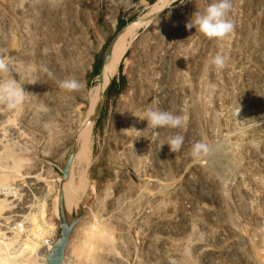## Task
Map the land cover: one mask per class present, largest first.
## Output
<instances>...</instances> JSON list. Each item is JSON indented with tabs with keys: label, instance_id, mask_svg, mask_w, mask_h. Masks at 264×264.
I'll return each instance as SVG.
<instances>
[{
	"label": "rangeland",
	"instance_id": "obj_1",
	"mask_svg": "<svg viewBox=\"0 0 264 264\" xmlns=\"http://www.w3.org/2000/svg\"><path fill=\"white\" fill-rule=\"evenodd\" d=\"M210 2L211 0H0V61L5 62L10 69L8 73H0V84L12 81V78H14L13 80L16 84H21L22 90L25 89L24 101L28 96L29 100H31L26 105L23 101V105L20 104L17 108L10 109H8L5 102L0 101V112L6 110L4 111L5 113L3 111L0 113V129L1 132L2 129L4 130L2 133H6L5 135L2 134L4 135L2 137L0 132V140L2 141L0 150L2 149L1 151H3V154L0 155V162L1 166H6L14 154H18L23 149L24 151L28 149L25 155L22 151L23 157H30L28 161L30 160V167L33 171L31 175H34V180H37L31 183L9 181V184L7 183L6 186L3 185L0 188H3L0 190V200L8 201V206L0 210V241L4 243L14 242L11 243L13 245L9 247V252L13 253L18 250L16 239L32 237L28 231L33 228V224L43 226V230L54 228L55 238H57L60 223L58 211L61 209L65 211L64 215L68 224L75 221L72 229L78 224L81 227L82 224V227L78 228V230H81L83 237H85L86 233L88 236V233L92 232L89 235L93 238L91 229L96 226L97 230L94 233L98 230L99 233L96 232L94 236L97 238L92 239V242L98 243V247L107 243L105 246L111 247L107 248L110 251L112 250L111 252L115 251L116 255L118 253L117 258L123 259L122 261H125L126 264H150L152 261L154 262L153 259H155L153 264H158L164 251L167 252V248L165 249L166 246H164L163 249L158 241L155 242L157 236L158 238L160 235L161 238L168 237L170 240L177 239L179 236L181 239V236L185 235L180 232L187 224L185 222L186 218L190 219L191 224L202 235V237L200 235L201 239L206 237L207 240L205 238V241H208L211 246H216L215 248L218 251H216V254L218 256H213L214 259L211 258V262L214 260L215 264H257L250 257L251 254L248 249L251 245H254L256 247L260 246L264 250V240L259 242V239L257 240L254 236V228L257 230L264 228V0H230L231 8L228 19L233 24V30L219 41L209 40L200 35L195 29L185 28V24L191 14L194 11L203 10ZM114 9L116 12H114ZM113 13L115 23L114 27L109 29L106 18ZM33 18L35 20H32ZM120 21L124 23V26L119 32H116L117 24ZM38 22H41V24ZM22 29L25 31L23 32ZM28 35L30 38H28ZM114 38V42L119 45V48H111L110 58L104 63L105 56L108 54ZM65 42L71 48L74 46L72 50L74 49L73 52L77 53L83 66L87 63V56L90 58L89 66H84L81 72H76L77 81L79 83L80 81L83 82L82 87L71 93L65 92L58 87V81L69 79L70 77L73 78L70 72H68L69 75L66 74L67 71L76 69L69 62L65 50ZM60 46L64 48L63 51ZM180 49H184L183 53ZM59 50L61 51L59 52ZM49 53L50 57H48ZM217 53L227 58L223 70H215L209 63L210 59ZM43 55L49 59H46ZM65 55L67 58H65ZM50 60L51 62H49ZM22 65L23 67H21ZM45 69H47V72ZM50 72L51 75H49ZM24 73L26 74L24 75ZM78 75H80V79ZM49 76L52 78L51 84L48 82ZM120 77L123 78L122 87L116 94H113L114 89H112L107 95L106 89L109 83L114 80L116 84H119ZM44 84L47 86L46 88ZM54 85L57 89H53V87L55 88ZM44 88L48 89L50 93L52 91L55 95L60 94L62 98L66 95L64 98L67 105L64 110V113L67 114L66 125L68 130L74 133V138L73 143L65 153H62L63 149L60 150L54 147V144H49L48 147H45L50 150L49 154L44 148L43 143L46 133L41 129L43 125L41 124L40 113L37 114V111L40 112L41 108L36 109L38 108L37 106H44L38 98L39 90ZM32 90L38 93L31 92ZM34 93H36L35 97L37 95L38 99L33 98L32 95ZM68 93L70 94L68 95ZM180 101H183L184 104L180 105ZM69 103L76 108H72ZM32 105L36 108L35 111L31 109L33 111V119H31V125L29 126L26 124V120L25 124L23 123L25 119L23 115L25 107ZM184 105L185 107H182ZM33 106L29 108H34ZM149 108L170 111L182 116L183 126L175 129H151L146 127V122L139 118ZM212 112L215 117L211 114ZM14 113L18 114L15 118L13 117ZM217 113L219 117L216 116ZM3 114L6 115L3 116ZM34 114L38 116L35 115L34 117ZM7 116H10V118H7ZM12 117L14 120H11V122L15 123L13 125L10 122ZM211 117L215 121H212ZM209 120L213 122V126ZM218 123L220 125H217ZM84 125H86V130H84ZM130 126L135 130L131 129ZM19 127L22 129L21 131ZM212 127L213 129L210 130L209 128ZM12 128H14V134H12ZM215 128L220 130V132ZM247 130L251 131L247 133ZM211 131L218 134L215 136L218 143L217 140L215 141L216 138L214 139ZM238 132L240 134L244 133L245 137L244 135L239 136ZM35 134L38 136L36 137ZM230 134H236L234 136H239L240 139L243 137V140L240 141L238 137L236 138ZM52 135L50 131L49 136ZM173 135H181L184 138L180 150L174 153L175 159L174 156H171L173 154L168 150L167 145L160 146L162 143H166L168 137ZM226 136L231 144L227 140V143H225ZM222 137L225 144L221 141ZM32 138L36 141L39 138L40 140L36 142ZM213 139L215 142H213ZM238 140L242 145L239 144ZM7 141H10L13 145H10ZM17 141L18 143H16ZM220 141L222 143V145L220 144L221 147L219 146ZM235 141L238 142L236 143ZM196 142L207 143L210 148L209 153L200 159H193L190 155L191 146ZM249 143L254 144V146ZM20 144L21 146L23 145L22 149ZM28 145L29 147H27ZM51 145L53 149L50 147ZM127 145H131V149L127 148L130 147ZM228 145H231L230 149H227ZM232 145L235 147H233L235 153L231 151ZM225 149L230 150L234 157ZM125 150H127V153ZM4 151H6L5 153L10 151L9 155L11 156L6 155ZM133 151L134 153L132 154ZM40 152L44 155H41ZM4 154L5 157H3ZM132 155L133 157L130 158ZM226 155L229 160L223 158ZM70 156L68 176L66 180L62 181V172ZM3 158H7V162L5 161L6 159L2 161ZM130 159L131 161H129ZM237 162L240 164L238 165ZM226 164H228L227 167ZM229 165H233L232 168L228 169L231 167ZM223 166L226 168L223 169ZM217 167H221L220 169L224 171V177L229 173L226 179L223 177L222 171ZM187 168H192V170L189 169L190 171H188ZM47 175L51 176L50 179L57 192H52L43 201L41 190L45 183L41 179ZM239 177L240 179L238 180ZM220 178L222 181L218 180ZM229 178L230 180H228ZM240 180L245 181L241 182ZM229 181L233 183L234 188L238 189H233L232 183ZM30 184L36 185L31 186ZM219 184H222L221 187H225V189L222 188L224 194H222V197L219 194ZM236 185L239 186L237 187ZM31 187H33L31 190L35 188L38 191L41 188L39 193H41L42 200H39L41 196L38 191L35 190L36 193L35 191L31 192ZM4 188H7V190L5 191ZM214 190L216 193H214ZM235 191L237 192L235 193ZM13 193L18 195L16 196ZM3 195H6L4 199L2 198L4 197ZM12 195L15 197L13 198ZM43 195H45V192ZM239 195L240 198L238 200ZM37 196L38 200H36ZM113 196H130L131 199L136 200L135 203L137 204L128 208L129 215L125 217L127 221L124 220L120 225L105 214L108 209L110 210L108 207L113 206ZM57 197L56 202L54 200ZM97 199L100 200L98 201ZM217 199L218 201L220 199L224 201L218 202ZM28 201L29 203H27ZM66 203L73 205V211L67 212L65 210ZM222 204H225V207H222ZM237 206L239 207L237 208ZM242 206L243 208H241ZM32 208H34V211H31ZM29 212L34 216H32L34 219L32 223L33 219ZM166 212L173 213L172 217L166 216ZM185 213L189 214V217H186ZM149 214L153 215L154 220L156 219L159 222L155 227L154 234L150 231L149 226L151 225V219L149 218L153 219V216ZM228 214L230 217L232 216L231 220L234 221V225L236 223V229L234 228L236 232H240V230L245 232L240 233L241 237L237 235L240 239L242 238L241 240L235 237L237 234L235 230L232 233L231 230H228L226 226V215ZM179 215L180 217H178ZM237 223L239 226H237ZM158 224L160 228L157 227ZM83 228L88 229L82 231ZM100 231L102 232L100 233ZM219 231L220 233H218ZM262 231L264 232V230ZM117 233H120L119 235L122 234L120 238ZM213 233H215V238H213ZM249 233L254 237L252 238ZM78 234H80V231L74 234L76 239L75 237L72 239L74 244H78L76 246H79V242H81V236H78ZM209 234L213 237L210 236L208 238ZM246 234L249 236H245ZM232 235L234 236L232 237ZM41 238L37 241L41 242ZM43 238L48 241L50 237L45 235ZM232 238L236 239V241H234L235 239L233 240L234 243H232ZM243 239L245 240L243 241ZM94 242L93 245L97 247ZM225 244L231 245V247L232 245L234 247L235 244L236 247L234 248L229 246L234 253L232 251L226 252ZM76 246L74 247V252L76 251ZM237 246L240 248L239 250H242V253L241 251L239 252ZM98 247L97 249L95 248L96 251L90 252L87 256L91 254L94 255L93 257L99 255H95L98 253ZM111 252L110 254H114ZM121 252H124L125 255ZM152 252L159 256H157L158 262L156 261V255H153ZM149 254L153 256L152 259ZM29 256L28 253H22L16 258V261L20 262ZM73 256L75 257V255ZM191 257L193 260L196 259L194 255H191ZM63 258H65V261L70 260L72 264H83L80 258L75 261L73 259L72 262L64 252L62 260ZM196 260L197 263L203 264L199 261V258Z\"/></svg>",
	"mask_w": 264,
	"mask_h": 264
},
{
	"label": "bare ground",
	"instance_id": "obj_2",
	"mask_svg": "<svg viewBox=\"0 0 264 264\" xmlns=\"http://www.w3.org/2000/svg\"><path fill=\"white\" fill-rule=\"evenodd\" d=\"M25 1V0H24ZM30 1V0H29ZM48 1V0H47ZM81 1V0H80ZM21 2V1H20ZM54 2V1H53ZM72 2V1H71ZM19 3V2H18ZM25 3V2H24ZM23 3V4H24ZM63 3H64V1H63ZM60 4V3H59ZM15 6V5H14ZM21 6V5H20ZM23 6V5H22ZM62 6V5H61ZM25 7V6H24ZM17 8H18V6H17ZM21 8V7H20ZM69 8V7H68ZM18 11V10H17ZM22 11V10H21ZM63 11V10H62ZM74 11V10H73ZM86 11V10H85ZM114 12H116L115 11V9H114ZM64 14V13H63ZM61 15V14H60ZM59 15V16H60ZM32 16V15H31ZM108 16V15H107ZM106 16V17H107ZM33 17H34V15H33ZM57 17V16H56ZM32 20H35L34 18L32 19ZM63 20V19H62ZM27 21V20H26ZM42 21V20H41ZM59 21H60V19H59ZM106 21H107V24H108V27H109V29H112L113 27H114V23H115V21H114V13L113 14H111L110 16H108L107 18H106ZM25 22V21H24ZM67 22V21H66ZM68 22H69V20H68ZM27 23V22H26ZM38 23H40L41 24V22H38ZM37 23V24H38ZM43 23V22H42ZM68 24V23H67ZM23 25V24H22ZM21 25V26H22ZM28 25V24H27ZM26 25V26H27ZM31 25V24H30ZM29 25V26H30ZM48 25V24H47ZM62 25V24H61ZM1 26V25H0ZM49 26V25H48ZM64 26V25H63ZM62 26V27H63ZM68 28V27H67ZM25 29V28H24ZM41 29H42V25H41ZM20 30V29H19ZM23 30V29H22ZM25 30H27V29H25ZM25 30H23V32L25 31ZM37 30H38V28H37ZM43 30V29H42ZM74 30H75V28H74ZM73 30V31H74ZM28 31V30H27ZM30 31V30H29ZM40 31V30H39ZM244 31V30H243ZM36 32H38V31H36ZM41 32H44V31H41ZM41 32H40V34H41ZM55 33V32H54ZM36 34V33H35ZM47 34V33H46ZM26 35V34H25ZM38 35V34H37ZM20 36V35H19ZM31 36V35H30ZM52 36V35H51ZM175 36V35H174ZM12 37V36H11ZM31 37H33V36H31ZM65 37V36H64ZM77 37H79V36H77ZM28 38H30L29 37V35H28ZM65 38H68V37H65ZM72 38V37H71ZM175 38V37H174ZM73 39V38H72ZM24 40V39H23ZM33 40H34V38H33ZM32 40V41H33ZM19 41H20V39H19ZM46 41V40H45ZM80 41H81V38H80ZM40 42V41H39ZM59 42H60V40H59ZM59 42H57V43H59ZM217 42V41H216ZM30 43V42H29ZM41 43H42V41H41ZM41 43H39V44H41ZM82 43V42H81ZM52 44V43H51ZM60 44H61V42H60ZM154 44V43H153ZM219 44V43H218ZM1 45V44H0ZM18 45V44H17ZM25 45V44H24ZM19 46V45H18ZM36 46V45H35ZM73 46V45H72ZM219 46H220V44H219ZM17 47V46H16ZM22 47V46H21ZM34 47V46H33ZM60 47H62V46H60ZM74 47V46H73ZM72 47V48H73ZM80 47V46H79ZM79 47H78V49H79ZM85 47H86V45H85ZM264 47V46H263ZM19 48V47H18ZM25 48V47H24ZM72 48L71 47H69L68 45H67V42H65V50H66V52H67V56H68V59H69V62L72 64V65H74V67H76V69H73V70H70V71H67V73L66 74H68V72H70L71 74L70 75H72L73 76V78L72 79H76V77H77V73L76 72H81L82 71V68L84 67V66H86V67H88L89 66V62H90V58L87 56V63H86V65H84L83 66V64H81V61H80V59L78 58V56H77V53H75V52H73V50H72ZM186 48V47H185ZM15 49V48H14ZM13 49V51H15ZM33 49V48H32ZM32 49H30V50H32ZM35 49V48H34ZM42 49V48H41ZM57 49V48H56ZM63 47H62V51H63ZM54 50H55V48H54ZM80 50H81V48H80ZM181 50V49H180ZM184 50V49H183ZM183 50H181V52L183 53ZM32 51H34V50H32ZM44 51V50H43ZM52 51V50H51ZM61 50H59V52H60ZM37 52V51H36ZM41 52H42V50H41ZM180 52V53H181ZM222 52V51H221ZM226 52V51H225ZM31 53V52H30ZM46 53H48V52H46ZM63 53V52H62ZM65 53V52H64ZM218 53H219V51H218ZM217 53V54H218ZM223 53H224V51H223ZM222 53V54H223ZM167 54V53H166ZM186 54L188 55V53L186 52ZM231 54H232V52H231ZM21 55V54H20ZM64 55V54H63ZM229 55H230V53H229ZM233 55V54H232ZM34 56V55H33ZM38 56V55H37ZM51 55H50V53H49V55H48V57H50ZM67 56L65 55V58H67ZM185 56V55H184ZM213 56V55H212ZM42 57V56H41ZM43 57H45L44 55H43ZM42 57V58H43ZM47 57V58H48ZM178 57V56H177ZM227 57H228V55H227ZM231 57V56H230ZM41 58V59H42ZM46 58V57H45ZM46 58V59H47ZM17 59V58H16ZM31 59V58H30ZM44 59V58H43ZM43 59H42V61H43ZM49 59V58H48ZM79 59V60H78ZM177 59V58H176ZM186 59V58H185ZM227 59V58H226ZM24 60V59H23ZM27 61V60H26ZM42 61H41V64H42ZM67 61V60H66ZM186 61V60H185ZM196 61V60H195ZM35 62V61H34ZM49 62H51V60L49 61ZM56 62V61H55ZM68 62V64H70ZM84 62V61H83ZM86 62V61H85ZM140 62V61H139ZM62 63V62H61ZM66 63V62H65ZM188 63V62H187ZM196 63V62H195ZM11 64H13V63H11ZM18 64V63H17ZM21 64V63H20ZM29 64H30V62H29ZM51 64V63H50ZM54 64V63H53ZM233 64V63H232ZM16 65V64H15ZM52 65V64H51ZM234 65V64H233ZM82 66V67H81ZM138 66V65H137ZM210 66V65H209ZM21 67H23V65L21 66ZM41 67V66H40ZM9 68V67H8ZM48 68V67H47ZM56 68H58V67H56ZM55 68V69H56ZM188 68V67H187ZM12 69V68H11ZM54 69V70H55ZM69 69V68H68ZM180 69H182V68H180ZM189 69V68H188ZM202 69V68H201ZM10 70V69H9ZM15 70V69H14ZM18 70V69H17ZM25 70V69H24ZM24 70H23V72H24ZM58 70V69H57ZM49 71H50V69H49ZM181 71V70H180ZM15 72H17V71H15ZM40 72V71H39ZM47 72V71H46ZM185 72V71H184ZM183 72V73H184ZM30 73V72H29ZM51 73V72H50ZM65 73V72H64ZM182 73V74H183ZM194 73V72H193ZM205 73V72H204ZM203 73V74H204ZM217 73V72H216ZM22 74V73H21ZM26 73H24V75H25ZM32 74V73H31ZM191 74V73H190ZM202 74V75H203ZM58 75V74H57ZM65 75V74H64ZM69 75V74H68ZM138 75V74H137ZM225 75V74H224ZM1 76V75H0ZM30 76V75H29ZM44 76V75H43ZM79 76V79H80V75H78ZM177 76V75H176ZM18 77V76H17ZM81 77H82V75H81ZM193 77V76H192ZM221 77V76H220ZM232 77V76H231ZM11 78H12V76H11ZM20 78V77H19ZM71 78V77H70ZM78 78V77H77ZM182 78V77H181ZM200 78H202V77H200ZM213 78H214V75H213ZM10 79V78H9ZM8 79V80H9ZM14 78H12V80H13ZM18 79V78H17ZM33 79V78H32ZM51 79L52 78H50V76H49V84H51L50 82H51ZM174 79V78H173ZM207 79V78H206ZM226 79V78H225ZM6 80V79H5ZM16 80V79H15ZM56 80V79H55ZM58 80H59V78H58ZM77 80V79H76ZM82 80V79H81ZM25 81V80H24ZM28 81V80H27ZM38 81H39V79H38ZM47 81V80H46ZM53 81V80H52ZM195 81V80H194ZM200 81V80H199ZM59 82V81H58ZM174 82H176V81H174ZM26 83V82H25ZM24 83V84H25ZM43 84V83H42ZM54 84V83H53ZM80 84L82 85L83 84V82L82 81H80ZM184 84V83H183ZM27 85H28V83H27ZM36 85V84H35ZM181 85V84H180ZM37 86V85H36ZM55 86V85H54ZM177 86V85H176ZM44 87L46 88L47 86L44 84ZM53 87V86H52ZM204 87V86H203ZM209 87V86H208ZM41 89V90H39V92H40V94L38 95L39 97V99H40V102L41 103H43L44 104V106H37L38 108H36V107H34L33 105V107L34 108H29V107H32V106H26L25 107V110H24V115H23V117L25 118L23 121V123L25 124V120H26V124L27 125H31L30 124V122H31V119H33L32 118V115H33V111L31 110V109H33L34 111H35V108L36 109H40L39 111L40 112H38L37 110V114H39L40 113V116H41V118H42V125H43V127L41 128L42 129V131H44L45 133H46V135H45V138H44V148L45 147H48V145L49 144H54L53 146L54 147H56L57 149H63V151H62V153H65V151L71 146V144L73 143V138H74V133L73 132H71V131H69L68 130V128H67V125H66V117H67V114L66 113H64V110H65V108H67V105H66V99L64 100V98L66 97V95H65V97L64 98H62V97H60V94L59 95H55V93H53L52 91H51V93H50V91L48 90V89ZM261 88V87H260ZM53 89H57V87L55 86V88L53 87ZM25 90V89H24ZM23 90V91H24ZM38 90V89H37ZM181 90V89H180ZM187 90V89H186ZM179 91V90H178ZM183 91V90H182ZM188 91V90H187ZM193 91V90H192ZM31 92H36V91H31ZM36 93H38V92H36ZM36 93H34V95H32V94H30V95H32L33 96V98L35 97V94ZM71 93V92H70ZM70 93H68V95L70 94ZM192 93V92H191ZM67 94V93H66ZM180 94H181V91H180ZM219 94V93H218ZM64 95V94H63ZM193 95V94H192ZM215 95V94H214ZM220 95V94H219ZM31 96V97H32ZM29 97V96H28ZM25 98L26 100L24 101L25 102V105L28 103V101H31V100H29V98ZM31 97H30V99H31ZM208 97V96H207ZM35 98H37V95H36V97ZM37 98V99H38ZM69 98V97H68ZM210 98V97H209ZM218 98H220V97H218ZM36 99V100H37ZM71 100V99H70ZM69 100V101H70ZM181 100V99H180ZM177 101V100H176ZM2 102V101H1ZM24 102H23V104H24ZM179 102V101H178ZM183 102V101H182ZM181 101H180V105H183L184 104V102L182 103ZM182 103V104H181ZM22 104V105H23ZM218 104V103H217ZM35 105V104H34ZM69 105H70V103H69ZM68 105V106H69ZM70 106H72V105H70ZM69 106V107H70ZM187 106V105H186ZM218 106V105H217ZM2 107V106H1ZM8 107V106H7ZM6 107V108H7ZM74 106H72V108H73ZM182 107H185V105L184 106H182ZM188 107V106H187ZM17 108V107H16ZM19 108V107H18ZM71 108V109H72ZM74 108H76V107H74ZM216 108V107H215ZM220 108V107H219ZM218 108V109H219ZM8 109H10L9 107H8ZM174 109V108H173ZM16 110H18V109H16ZM75 110V109H74ZM175 110H176V108H175ZM182 110V109H181ZM186 110V109H185ZM223 110H224V108H223ZM3 111V110H2ZM2 111L0 112V113H2ZM4 111H6V110H4ZM3 111V112H4ZM76 111V110H75ZM212 111H214V110H212ZM220 111V110H219ZM66 112V111H65ZM69 112H70V110H69ZM5 113V112H4ZM7 113V112H6ZM18 113V112H17ZM71 113V112H70ZM69 113V114H70ZM75 113V112H74ZM214 113H216V112H214ZM13 114V113H12ZM15 114V113H14ZM37 114H34V117H35V115H37ZM68 114V115H69ZM211 114H213V112L211 113ZM223 114V113H222ZM4 115H6V114H3V116ZM18 115V114H17ZM16 114L13 116L14 118H15V116H17ZM71 115V114H70ZM69 115V116H70ZM214 115V114H213ZM212 115V116H213ZM38 116V115H37ZM74 116H75V114H74ZM216 116L217 117H219V115H218V113L216 114ZM10 118V116H7V118ZM12 117V118H13ZM20 117V116H19ZM22 117V118H23ZM209 117V116H208ZM214 117H215V115H214ZM10 119V122H11V120H14V118L13 119ZM37 118V117H36ZM221 118H222V116H221ZM226 118V117H225ZM264 118V117H263ZM4 119V118H3ZM20 119V118H19ZM79 119V118H78ZM210 119H212V121H215V120H213V118L211 117ZM215 119V118H214ZM219 119V118H218ZM227 119V118H226ZM5 120V119H4ZM73 120V119H72ZM230 120V119H229ZM6 121V120H5ZM8 121V120H7ZM37 121V120H36ZM39 121V120H38ZM69 121V120H68ZM209 121H211V120H209ZM211 121V125L213 126V122ZM217 121V120H216ZM219 121V120H218ZM217 121V122H218ZM35 122V121H34ZM220 122V121H219ZM235 122V121H234ZM249 122V121H248ZM2 123V122H1ZM12 123V125H13V121L11 122ZM67 123H69V122H67ZM224 123V122H223ZM15 124V123H14ZM73 124V123H72ZM215 124V123H214ZM22 125V124H21ZM26 125V126H27ZM33 125V124H32ZM39 125V124H38ZM217 125H220L219 123L217 124ZM216 125V126H217ZM258 125V124H257ZM16 126V125H15ZM15 126H13V127H15ZM28 126V127H29ZM41 126V125H40ZM223 126H224V124H223ZM241 126V125H240ZM37 127V126H36ZM210 127V126H209ZM214 127H215V125H214ZM220 127V126H219ZM239 127V126H238ZM20 128V127H19ZM130 128H131V126H130ZM218 128V127H217ZM217 128H215L216 130H218ZM231 128V127H230ZM254 128V127H253ZM252 128V129H253ZM258 128H259V126H258ZM14 128H12V130H13ZM210 130L211 129H213V127L212 128H209ZM22 129L20 128V131H21ZM24 130H26V129H24ZM28 130L29 131H31V129H29L28 128ZM40 130V129H39ZM84 130H86V125H84ZM222 130V129H221ZM234 130V129H233ZM255 130V129H254ZM7 131H9V130H7ZM17 131H18V129H17ZM34 131V130H33ZM41 131V130H40ZM50 131L52 132V136H49V134H50ZM219 132H220V130H218ZM248 131L250 132L251 130H247V133H248ZM259 131V130H258ZM0 132H1V129H0ZM2 132H4V130L2 129ZM1 132V135L2 134H6V133H2ZM13 133L12 134H14V130L12 131ZM44 132H42V133H44ZM212 132V131H211ZM242 132V131H241ZM245 133H246V131H244ZM260 132H261V130H260ZM17 133V132H16ZM22 133V132H21ZM25 133V132H24ZM36 133V132H35ZM210 133V132H209ZM216 133V132H215ZM215 133H213L212 132V134L214 135V139L216 138L215 136H217L218 134L216 133V135H215ZM222 133V132H221ZM34 134V133H33ZM37 134H38V132H37ZM40 134V133H39ZM195 134V133H194ZM211 133H210V135H212ZM238 134H240L239 132H238ZM237 134V135H238ZM0 135V136H1ZM4 135H2V137L4 136ZM20 135V134H19ZM26 135L28 136V134H27V132H26ZM31 135V134H30ZM36 135V134H35ZM41 136H43L42 134H40ZM222 135H223V133H222ZM231 135V134H230ZM233 135V134H232ZM231 135V136H232ZM234 135H236V134H234ZM233 135V136H234ZM242 135H244V133L243 134H240L239 136H242ZM21 136V135H20ZM19 136V137H20ZM38 135H36V137H37ZM239 136H234V137H238V139H240V137ZM248 136H249V134H248ZM1 137V138H2ZM24 137H25V135H24ZM204 137V136H203ZM220 137V136H219ZM230 137V136H229ZM244 137H245V135H244ZM250 137H252V136H250ZM257 137H258V135H257ZM5 138V137H4ZM21 138H22V136H21ZM42 138V137H41ZM226 139H225V143H227L228 141H229V139H228V137L226 136L225 137ZM253 138V137H252ZM256 138V137H255ZM30 140H31V138H29ZM33 139V138H32ZM43 139V138H42ZM118 139H120V138H118ZM214 139H213V142H215L216 140H217V138L215 139V141H214ZM220 139V138H219ZM224 138L222 137V139H221V141L223 142V144H225L224 143V140H223ZM230 139H231V137H230ZM247 139V138H246ZM257 139V138H256ZM263 139V138H262ZM9 140V139H8ZM33 140H35V139H33ZM39 140H40V138H39ZM38 140V141H39ZM226 140H227V142H226ZM235 140V139H234ZM237 140V139H236ZM241 140H243V137L240 139V141ZM245 140V139H244ZM264 140V139H263ZM16 141V140H15ZM36 141V140H35ZM38 141H36V142H38ZM43 141V140H42ZM41 141V142H42ZM140 141H141V139H140ZM192 141V140H191ZM221 141L219 142V146H220V144L222 145V143H221ZM230 141H232V140H230ZM239 141V140H238ZM237 141V142H238ZM240 141H239V144H241L242 145V143H240ZM246 141V140H245ZM248 141V140H247ZM262 141V140H261ZM1 140H0V145H1ZM10 145H13V144H11L10 143V141H7ZM26 142V141H25ZM32 142H34V141H32ZM236 142V141H235ZM236 142V143H237ZM16 143H18V141L16 142ZM16 143H14V144H16ZM217 143H218V140H217ZM229 143V142H228ZM234 143V142H233ZM232 143V144H233ZM246 143V142H245ZM8 144V145H9ZM214 144V143H213ZM229 144H231V143H229ZM249 144H251V143H249ZM19 145V144H18ZM25 145V144H24ZM27 145V144H26ZM42 145V144H41ZM234 145H236V144H234ZM251 145H253L254 146V144H251ZM3 146H4V144H3ZM76 146V145H75ZM127 146H130V147H127V148H130L131 149V145H127ZM229 146V147H228ZM227 147V149H230V146L231 145H228ZM1 147H2V145H1ZM0 147V148H1ZM14 147V146H13ZM20 147H21V149H22V147H23V145L21 146V144H20ZM27 147H29V145L27 146ZM26 147V148H27ZM33 147V146H32ZM51 148H52V145L50 146ZM124 147H126V145H124ZM185 147V146H184ZM221 147V146H220ZM233 145H232V147H231V151L233 152V153H235L234 152V150H233ZM257 147V146H256ZM19 148V147H18ZM35 148V147H34ZM50 148V149H51ZM225 148V147H224ZM235 148V147H234ZM20 149V150H21ZM46 149V151H47V154H49L50 153V150H47V148H45ZM49 149V148H48ZM53 149V148H52ZM77 149V148H76ZM227 149H225V150H227ZM237 149H238V147H237ZM2 150V149H1ZM0 150V151H1ZM4 150H6V149H4ZM28 150V149H27ZM26 149H25V151H24V149L22 150L23 152H24V155H25V152L27 151ZM241 150V149H240ZM11 151V150H10ZM9 151V153H5L6 151H4V153L6 154V155H9L11 152ZM16 151V150H15ZM22 151H20V152H22ZM44 151V150H43ZM45 151V152H46ZM49 151V152H48ZM52 151V150H51ZM127 150H125V152H126ZM227 151H229V153L231 154L232 152L230 151V150H227ZM235 151H236V149H235ZM261 151V150H260ZM3 151H1V153H0V155L1 154H3L2 153ZM18 153V154H21V155H18V154H14L13 155V157H11V160L9 161V162H7V158H3L2 159V161H4L5 159V161L7 162V164H6V166H1V162H0V188L1 187H3V185H7V183L10 181V182H13V181H21V182H23V181H26L27 183L28 182H36L37 180H34L35 179V177H34V175H31L32 173H33V171H32V169H31V167H30V165H31V163L28 161V158L30 159V157L28 156V158L25 156V158L23 157V152L22 153ZM37 152V151H36ZM58 152H60V151H58ZM222 152V151H221ZM246 152V151H245ZM29 153H30V151H29ZM32 153V152H31ZM41 153V155H44V154H42V152H40ZM127 153V152H126ZM134 153V151L132 152V154ZM232 153V154H233ZM251 153V152H250ZM253 153V152H252ZM5 154L3 155V157H5ZM46 154V153H45ZM171 154H173V155H171V156H174V153H172L171 152ZM227 155H228V153H226ZM231 154V155H232ZM36 155V154H35ZM55 155V154H54ZM57 155H58V153H57ZM126 155H128V154H126ZM137 155V154H136ZM170 155V154H169ZM227 155L225 156V157H223V158H227ZM9 156H11V155H9ZM33 156V155H32ZM177 156V155H176ZM223 156V155H222ZM233 157H234V155H232ZM246 156V155H245ZM131 157H133V155L132 156H130V158ZM135 157V156H134ZM236 157V156H235ZM237 157H239V155H237ZM27 158V159H26ZM60 158V157H59ZM58 158V159H59ZM138 158V157H137ZM231 158V157H230ZM256 158V157H255ZM136 159V158H135ZM174 159H175V156H174ZM228 159V158H227ZM233 159V158H232ZM231 159V160H232ZM235 159V158H234ZM245 159V158H244ZM75 160V159H74ZM138 160V159H137ZM223 160V159H222ZM229 160V159H228ZM237 160H239V159H237ZM1 161V160H0ZM56 161V160H55ZM129 161H131V159L129 160ZM220 161V160H219ZM253 161V160H252ZM224 163H225V161H224ZM226 163H228V162H226ZM36 164V163H35ZM219 164V163H218ZM217 164V165H218ZM222 164H223V162H222ZM232 164V163H231ZM233 164H236V163H233ZM237 164H238V162H237ZM240 164V163H239ZM238 164V165H239ZM159 165V164H158ZM194 165V164H193ZM253 165V164H252ZM37 166V165H36ZM204 166V165H203ZM225 166V165H224ZM224 166H223V169H225L227 166H228V164H226V167L224 168ZM229 166H231V167H229L228 169H230V168H232V166L233 165H229ZM237 166V165H236ZM246 166V165H245ZM138 167V166H137ZM186 167H188V166H186ZM190 167V166H189ZM222 167V166H221ZM220 167V168H221ZM234 167H235V165H234ZM193 168H195L194 166H193ZM198 168V167H197ZM196 168V169H197ZM201 168V167H200ZM199 168V169H200ZM217 168H219V167H217ZM216 168V171L218 170ZM219 168V169H220ZM242 168V167H241ZM139 169V168H138ZM189 169H191L192 170V168H189ZM188 168H187V170L188 171H190ZM198 169V170H199ZM236 169V168H235ZM186 170V169H185ZM221 170V169H220ZM233 170V169H232ZM36 171H38L37 169H36ZM45 171H47V170H45ZM184 171V170H183ZM222 171V170H221ZM242 171V170H241ZM35 172V171H34ZM44 172V171H43ZM43 172H41V173H43ZM199 172V171H198ZM197 172V173H198ZM203 172H204V170H203ZM213 172V171H212ZM218 172V171H217ZM224 171H222V174H223V177H224V173H223ZM227 172V171H226ZM48 173V172H47ZM186 173H188L187 171H186ZM191 173V172H190ZM202 173V172H201ZM219 173V172H218ZM211 174V173H210ZM221 174V175H222ZM226 174V173H225ZM229 173H227V175H228ZM231 174H232V172H231ZM236 174V173H235ZM212 175H213V173H212ZM225 176L224 178L226 179V177H228V176ZM233 175V174H232ZM246 175V174H245ZM210 176V175H209ZM239 176V175H238ZM243 176V175H242ZM215 177V176H214ZM232 177V176H231ZM51 178V176H49V175H47V176H44V178H42L41 179V181L42 182H44L45 184H46V186H45V184H44V186H45V189H44V186L42 187V190H41V188H40V190H41V193H42V196H43V198H42V196L40 195L41 193H39V191H38V189H35L34 188V190H31L33 187H31L30 188V190H31V192L32 191H38V193H39V195L41 196H39L38 194V196L40 197V199L39 200H42L43 199V201L44 200H46V198L52 193V192H57L56 191V187L54 186V184L52 183V180L50 179ZM208 178V177H207ZM212 178V177H211ZM233 178H235V177H233ZM56 179V178H55ZM217 179V178H216ZM240 179V177L238 178V180ZM244 179V178H243ZM260 179V178H259ZM258 179V180H259ZM40 180V179H39ZM38 180V181H39ZM192 180V179H191ZM211 180V179H210ZM219 181H222L221 180V178L220 179H218ZM228 180H230V178L228 179ZM232 180V179H231ZM245 180H247V179H245ZM244 180V181H245ZM219 181H217V182H219ZM241 181V180H240ZM244 181H241V182H244ZM26 182H24V183H26ZM224 182V181H223ZM228 182V181H227ZM229 182H231V181H229ZM236 182V181H235ZM240 182V183H241ZM15 183V182H14ZM232 183V182H231ZM238 183V182H237ZM9 184V183H8ZM11 184H13V183H11ZM23 184V183H22ZM242 184V183H241ZM247 184V183H246ZM15 185V184H14ZM31 185V184H30ZM34 185H36V184H32L31 186H34ZM68 185V184H67ZM217 185V184H216ZM215 185V186H216ZM221 185L222 184H219V186H218V188H219V194H220V196L222 197L224 194H223V192H222V188H224L225 189V187H221ZM227 185V184H226ZM245 185V184H244ZM64 186V185H63ZM225 186V185H224ZM229 186V185H228ZM230 186H231V184H230ZM229 186V187H230ZM234 185H233V183H232V187H233ZM237 187L239 186V185H236ZM24 187V186H23ZM60 187H61V184H60ZM217 187V186H216ZM244 187H246V186H244ZM248 187V186H247ZM7 188H9V187H7ZM7 188H4L5 189V191L7 190ZM11 188V187H10ZM28 188V187H27ZM125 188V187H124ZM212 188V187H211ZM226 188H227V186H226ZM236 188V187H235ZM234 187H233V189H235ZM241 188V187H240ZM3 189V188H2ZM2 189H0V190H2ZM58 189V188H57ZM61 189V188H60ZM231 189V188H230ZM230 189H229V191H230ZM236 189H238V188H236ZM10 190V189H9ZM232 190V189H231ZM244 190V189H243ZM12 191V190H11ZM36 191H35V193H36ZM59 191V190H58ZM215 191V190H214ZM2 192V191H1ZM44 192H45V195H43L44 194ZM98 192V191H97ZM237 191H235V193H236ZM5 193V192H4ZM139 193V192H138ZM214 193H216V191L214 192ZM232 193H233V190H232ZM8 194V193H7ZM14 194V193H13ZM54 194V193H53ZM52 194V195H53ZM94 194V193H93ZM107 194V193H106ZM115 194V193H114ZM223 194V195H222ZM14 195H18V194H14ZM32 195V194H31ZM58 195V194H57ZM103 195V194H102ZM104 195H105V193H104ZM116 195V194H115ZM137 195V194H136ZM142 195V194H141ZM4 197H2L3 199L5 198V196L6 195H3ZM21 196V195H20ZM38 196H37V199L36 200H38ZM54 196V195H53ZM226 196V195H225ZM246 196V195H245ZM11 197V196H10ZM12 197H13V195H12ZM15 197V196H14ZM13 197V198H14ZM30 197V196H29ZM56 197V196H55ZM98 197V196H97ZM138 197H140V196H138ZM42 198V199H41ZM103 198V197H102ZM108 198V197H107ZM219 198V197H218ZM225 198V197H224ZM223 198V199H224ZM226 198H227V196H226ZM225 198V199H226ZM239 198H240V195L238 196V200H239ZM57 199H58V197L56 198V200H54V201H56L57 202ZM95 199V198H94ZM101 199V198H100ZM99 199V200H100ZM235 199V198H234ZM96 200V199H95ZM98 200V199H97ZM98 200V201H99ZM103 200V199H102ZM104 200H106V199H104ZM138 200V199H137ZM27 201V200H26ZM215 201V200H214ZM217 201H218V199H217ZM216 201V202H217ZM219 201H222L221 199L219 200ZM218 201V202H219ZM224 201V200H223ZM222 201V202H223ZM234 201V200H233ZM242 201H243V199H242ZM242 201H240V202H242ZM8 202V201H7ZM5 200H0V210L2 209V208H4L5 209V207H7L8 206V203H7ZM41 202V201H40ZM40 202H39V204H40ZM56 202H54L55 204H56ZM92 202V201H91ZM112 202H113V206H111V207H108V208H110V210L108 209V211L105 213L106 215H108L111 219H113V220H115L116 221V223L117 224H121L124 220H126L125 219V217L127 216V215H129L128 213H129V209L128 208H130V207H132L134 204H136L135 202H136V200L135 199H131L130 198V196L128 197H120V196H113V198H112ZM227 203H228V201H226ZM230 202H231V200H230ZM235 202H236V200H235ZM27 203H29V201L27 202ZM102 203V202H101ZM138 203V202H137ZM225 203V202H224ZM239 203V202H238ZM45 204V203H44ZM88 204V203H87ZM230 204V203H229ZM240 204V203H239ZM243 204H244V202H243ZM109 205H111V204H109ZM137 205V204H136ZM221 205V204H220ZM223 206L222 207H225V204H222ZM231 205V204H230ZM229 205V206H230ZM238 205V204H237ZM247 205H248V203H247ZM30 206V205H29ZM29 206H27V207H29ZM56 206V205H55ZM164 206V205H163ZM166 206V205H165ZM219 206V205H218ZM227 206V205H226ZM228 206V207H229ZM244 206V205H243ZM243 206L241 207V208H243ZM26 207V208H27ZM33 207V206H32ZM106 207H107V205H106ZM176 207V206H175ZM220 207V206H219ZM239 206H237V208H238ZM252 207V206H251ZM250 207V208H251ZM254 207V206H253ZM8 208H10V207H8ZM55 208V207H54ZM72 208H73V205L72 204H70V203H66L65 204V210L67 211V212H70L71 210H72ZM90 208V207H89ZM92 208V207H91ZM158 208V207H157ZM182 208V207H181ZM28 209V208H27ZM222 209V208H221ZM229 209H230V207H229ZM3 210V209H2ZM7 210V209H6ZM55 210V209H54ZM135 210V209H134ZM173 210V209H172ZM171 210V211H172ZM245 210H247L246 208H245ZM254 210H255V208H254ZM31 211H34V208H32L31 209ZM42 211V210H41ZM73 211V210H72ZM220 211V210H219ZM222 211V210H221ZM225 211H228V210H225ZM232 211V210H231ZM256 211V210H255ZM12 212V211H11ZM93 212V211H92ZM165 212V211H164ZM229 212V211H228ZM33 213V212H32ZM154 213V212H153ZM167 214H165L166 216H171L173 213H171L170 214V212L168 213V212H166ZM230 213V212H229ZM14 214V213H13ZM12 214V215H13ZM29 214L31 215V213L29 212ZM71 214V213H70ZM102 214V213H101ZM162 214H164L163 212H162ZM184 214V213H183ZM21 215H23V214H21ZM150 215V214H149ZM154 215L156 216V214L154 213ZM158 215V214H157ZM161 215V214H160ZM185 215H186V217L189 215V214H186L185 213ZM231 215V214H230ZM258 215V214H257ZM33 215H31V217H32ZM150 216H153V215H150ZM163 216V215H162ZM166 216H164L165 218H167ZM19 217H20V215H19ZM34 217V216H33ZM33 217H32V219H33ZM92 217V216H91ZM97 217V216H96ZM148 217V216H147ZM161 217V216H160ZM172 217V216H171ZM175 217V216H174ZM178 217H180V215L178 216ZM189 217V216H188ZM12 218H13V216H12ZM15 218H16V216H15ZM17 218H18V216H17ZM21 218V217H20ZM19 218V219H20ZM109 218V219H110ZM183 218H184V216H183ZM222 218V217H221ZM226 226H227V228H228V230H231V233L232 232H234V230L236 229V227H235V225H236V223H235V225H234V221H232L231 219H232V216L230 217L229 216V214L228 215H226ZM6 219V218H5ZM4 219V220H5ZM31 219V220H32ZM129 219V218H128ZM149 219H151L150 220V223H151V225H149L150 226V231L153 233V232H155V230H156V225H157V223H159V222H157L158 220H154V216H153V219L152 218H149ZM148 219V220H149ZM163 219V218H162ZM182 219V218H181ZM187 220H185V222H187V224L185 225V227H183V230L180 232L181 234L183 233V234H185L183 237L181 236V239H180V237L178 236L177 237V239L175 238V239H169L168 237H162L161 238V235H160V237L158 238V236H157V238H156V240H155V242L156 241H158V243H160V245H161V247H163V249H164V246H166L165 247V249L167 248V252H165L164 251V253H163V255L161 256L160 254H161V252H160V250H159V252H160V256H161V258H160V261L158 262V255H156V254H154V248L153 249H150L151 251H154V252H152L153 253V255H156V257H157V262H158V264H199V263H197L196 261V259H198L199 258V261L201 262V263H203V264H215L213 261L211 262V258H213L214 259V257H216L215 255H217L216 253L218 252L217 251V249L215 248L216 246L214 245H212L211 246V244H209V242L208 241H205L204 239L206 238V237H203L204 239H201L200 238V235L201 234H199L198 233V231L194 228V226L191 224V221H190V219L189 218H186ZM234 219V218H233ZM6 220H8V219H6ZM174 220V219H173ZM182 220H184V219H182ZM19 221V220H18ZM25 221V220H24ZM98 221V220H97ZM114 221V222H115ZM127 221V220H126ZM163 221V220H162ZM32 222H34V219L31 221V223ZM81 222H83V221H81ZM80 222V223H81ZM237 222V221H236ZM91 223V222H90ZM108 223V222H107ZM128 223V222H127ZM148 223H149V221H148ZM147 223V224H148ZM164 223V222H163ZM224 223V222H223ZM89 224V223H88ZM116 224V225H117ZM238 224V223H237ZM96 225V224H95ZM99 225V224H98ZM161 225V224H160ZM33 226V228L30 230V231H28V232H30L31 233V235H32V237L30 236V237H28V238H23V239H16L17 240V242H16V240L15 239H13V240H15V242L16 243H18V250H16V252L14 251L13 253H11V252H9L8 251V249H10L9 247L11 246V245H13V244H11V243H14L13 241H10V242H6V243H4L3 241H0V264H47V257H48V255H49V253H50V251L52 250V248H53V246H54V243H55V241H56V239L57 238H55V230H54V228H48L47 230H43V226H38V225H36V224H33L32 225ZM47 226H49V225H47ZM91 226V225H90ZM177 226V225H176ZM237 226H239V224L237 225ZM50 227V226H49ZM81 227H82V224H81ZM80 227V224H78L77 226H75V228H73L72 229V231H70V232H72L71 233V235H70V238H69V241H68V243H67V246L65 247V251H64V253L68 256V258H70L71 260H72V262H73V259H74V261L76 260V259H78V258H80L81 259V261H82V263L83 264H122V263H124L122 260H120L119 258H117L118 257V253H117V255L115 254V251L114 252H111L110 251V249H108L107 247H109V246H105V245H101L100 247H98V243H96V242H94V243H96V245H97V247H98V253H96L95 255H97V254H99V255H97V256H95V257H93L94 255H89V256H87L90 252L91 253H93V251L95 250V248L97 249V247H95L94 245H93V242H92V239H94V238H97V237H95L94 235L96 234V232H98L99 233V230L98 231H96L95 233H94V231L95 230H97V227H96V229H94L95 227H92V229H91V231H93V235H92V237L93 238H91V235H89V234H91L92 232L91 231H89V232H91V233H88V236H87V233H86V235H84V233H83V235L85 236V237H83L82 236V234H81V230H78V228L80 229L81 228ZM101 227V226H100ZM157 227H159V224H158V226ZM224 227V226H223ZM222 227V228H223ZM19 228V227H18ZM88 228H90V227H88ZM88 228H83V230L82 231H85L84 229H88ZM160 228V227H159ZM226 228V229H227ZM235 228V229H234ZM238 228V227H237ZM241 228V227H240ZM240 228H239V230H240ZM94 229V230H93ZM116 229V228H115ZM158 229V228H157ZM224 229V228H223ZM78 230V231H77ZM109 230V229H108ZM119 230H121V229H119ZM238 230V229H237ZM243 230H245L244 228H243ZM252 230H253V228H252ZM257 229H255L254 228V236L257 238V240L259 239V242H261L262 240H264L263 238V236H264V232L262 231V230H264V228L261 230H257ZM79 231H80V234H78V236H81V242H79V246H76V244H74V241L72 242V239L76 236H74V234H76V232H78L79 233ZM87 231V230H86ZM113 231V230H112ZM160 231V230H159ZM247 231V230H246ZM102 231H100V233H101ZM120 232V231H119ZM164 232V231H163ZM225 232H226V230H225ZM228 232H230V231H228ZM243 231H241L240 230V232H236V230H235V233H237L236 234V238L237 239H240L239 237H237V235L238 236H240L241 234L240 233H242ZM247 232H249V231H247ZM252 232V231H251ZM111 233V232H110ZM161 233V232H160ZM178 233V232H177ZM218 233H220V231L218 232ZM243 233H245V232H243ZM24 234V233H23ZM120 234V233H119ZM118 233H117V235H119ZM154 234V233H153ZM152 234V235H153ZM157 234V233H156ZM214 234L215 233H213V236H214ZM45 235H47V236H49L50 238H49V240L48 241H46V240H44V238H43V236H45ZM99 235V234H98ZM105 235V234H104ZM109 235V234H108ZM122 235V234H121ZM121 235H119V238L121 237ZM163 235V234H162ZM167 235V234H166ZM174 235H175V233H174ZM205 235V234H204ZM221 235V234H220ZM219 235V236H220ZM230 235V234H229ZM235 235V234H234ZM234 235H232V237L234 236ZM249 235L251 236V233H249ZM248 235V236H249ZM253 235V234H252ZM22 236V235H21ZM90 236V237H89ZM103 236V235H102ZM150 236V235H149ZM154 236V235H153ZM176 236V235H175ZM210 234H209V237L208 238H210ZM213 236H211V237H213ZM245 236H247V234L245 235ZM247 236V237H248ZM253 236V237H254ZM2 237V236H1ZM19 237V236H18ZM42 237V238H41ZM82 237H83V239H82ZM201 237H202V235H201ZM221 237V236H220ZM241 237V236H240ZM246 237V238H247ZM252 237V236H251ZM252 237V238H253ZM8 238V237H7ZM17 238V237H16ZM31 238V239H30ZM41 238V242L40 241H37V240H39ZM90 238H91V241H90ZM110 238V237H109ZM179 238V239H178ZM213 238H215V236L213 237ZM243 238H244V236H243ZM245 238V239H246ZM4 239V238H3ZM6 239V238H5ZM9 239V238H8ZM75 239H76V237H75ZM158 239H161V240H158ZM235 238H232L231 240H232V243H234L233 242V240H234ZM242 239V238H241ZM240 239V240H241ZM245 239H243V241L245 240ZM250 239V238H249ZM109 240V239H108ZM204 240V241H203ZM206 240H207V238H206ZM211 240V239H210ZM215 240V239H214ZM220 240V239H219ZM222 240V239H221ZM251 240V239H250ZM102 241V240H101ZM153 241V240H152ZM234 241H236V239L234 240ZM92 244H91V243ZM103 242V241H102ZM111 242V241H110ZM109 242V243H110ZM113 242V241H112ZM154 242V241H153ZM213 242V241H212ZM219 242H221V241H219ZM246 242H247V239H246ZM251 242V241H250ZM119 243V242H118ZM211 243V242H210ZM232 243H230V244H232ZM263 243V242H262ZM220 244V243H219ZM227 244H229V243H227ZM235 244H236V242H235ZM235 244H234V247H236L235 246ZM239 244V243H238ZM247 244V243H246ZM250 244V243H249ZM248 244V245H249ZM253 244V243H252ZM53 245V246H52ZM76 246V251L74 252V250H75V246ZM78 245V244H77ZM109 245V244H108ZM221 245H224V244H221ZM264 245V244H263ZM51 246H52V248H51ZM150 246V245H149ZM229 246H230V248H232L233 247V245H232V247H231V245H226L225 244V249H227V250H225L226 252L227 251H232L233 249H230L229 248ZM13 247V246H12ZM146 247V246H145ZM220 247V246H219ZM218 247V248H219ZM224 247V246H223ZM233 247V248H234ZM109 248H111V247H109ZM116 248V247H115ZM114 248V249H115ZM148 248V247H147ZM151 248V247H150ZM216 250H215V249ZM221 248V247H220ZM220 248H219V250H220ZM237 248H238V246H237ZM249 248V247H248ZM12 249V248H11ZM51 249V250H50ZM161 249V248H160ZM229 249V250H228ZM236 249V248H235ZM240 248H238V250H239ZM116 250H118V249H116ZM150 250H148L149 252H151ZM168 250H169V252H172V253H169L168 252ZM249 250V252H250V254H251V258H253V261H255L257 264H264V250L259 246V247H256V246H254V245H251L250 246V248L248 249ZM18 251V252H17ZM96 251V250H95ZM106 251H108V252H106ZM147 251V250H146ZM217 251V252H216ZM222 251V250H221ZM237 251V250H236ZM235 251V252H236ZM241 251V253H242V250H239V252ZM100 252V253H99ZM110 252L111 253H114V254H110ZM233 253H234V251H232ZM238 252V251H237ZM239 252H238V255H239ZM22 253H28V255H30L29 257H27V258H24V259H22L20 262H17L16 260V258L20 255V254H22ZM121 253H123L124 254V252H121ZM157 253V252H156ZM221 253V252H220ZM232 253V254H233ZM240 253V254H241ZM120 254V253H119ZM151 254V253H150ZM149 254V255H150ZM222 254V253H221ZM224 254V253H223ZM228 254H229V252H228ZM237 254V253H236ZM73 255H75V257L73 256ZM125 255V254H124ZM152 255V254H151ZM150 255V257H151V259L153 258V256H151ZM191 255H194L195 256V260H193V258L191 257ZM214 256V257H213ZM218 256V255H217ZM120 257V256H119ZM144 257V256H143ZM122 258V257H121ZM127 258V257H126ZM145 258V257H144ZM143 258V259H144ZM250 258V259H251ZM86 259V260H85ZM231 259V258H230ZM125 260V259H124ZM149 260V259H148ZM147 260V261H148ZM154 260V262H155V259H153ZM252 260V259H251ZM80 261V260H79ZM151 262V261H150ZM153 261H152V263H150V264H153L154 263ZM61 264H72L71 262H70V260L69 261H65V258H63V260H62V262H61ZM124 264H126V262L124 263ZM147 264V263H146ZM217 264V263H216Z\"/></svg>",
	"mask_w": 264,
	"mask_h": 264
},
{
	"label": "clouds",
	"instance_id": "obj_3",
	"mask_svg": "<svg viewBox=\"0 0 264 264\" xmlns=\"http://www.w3.org/2000/svg\"><path fill=\"white\" fill-rule=\"evenodd\" d=\"M230 8V0H211L203 10L194 11L191 14L188 22L185 24V28L195 29L200 35L209 40H222L233 30V24L228 19ZM209 63L215 70H223L226 58L223 55L217 54L210 59ZM8 72V65L0 61V73ZM58 87L65 92H75L82 85L76 79L69 78L59 81ZM25 95L26 92L22 90L21 84L17 85L14 80L0 84V101L5 102L9 108H15L22 104ZM139 119L145 121L146 127L151 129H175L182 127L184 123L180 115L170 111L154 110L151 108L147 109ZM183 142V136L173 135L168 137L166 143H162L160 146L167 145L168 150L175 153L180 150ZM209 151L210 148L207 143L196 142L191 146L190 155L193 159H200L206 156Z\"/></svg>",
	"mask_w": 264,
	"mask_h": 264
},
{
	"label": "water",
	"instance_id": "obj_4",
	"mask_svg": "<svg viewBox=\"0 0 264 264\" xmlns=\"http://www.w3.org/2000/svg\"><path fill=\"white\" fill-rule=\"evenodd\" d=\"M110 54H111V49H109L108 54L105 56L104 63L108 61V59L110 58ZM70 161H71V156L69 157V159L67 160L64 166L62 176H61L62 181L67 179ZM64 212L65 211L61 209L58 211V215L60 218V223L58 226V236H57V239L54 243L52 250L50 251L47 257V264H60L61 263L63 252L66 247L68 237L70 235V231L72 227H74L75 225V221L70 222L69 224L66 222Z\"/></svg>",
	"mask_w": 264,
	"mask_h": 264
},
{
	"label": "trees",
	"instance_id": "obj_5",
	"mask_svg": "<svg viewBox=\"0 0 264 264\" xmlns=\"http://www.w3.org/2000/svg\"><path fill=\"white\" fill-rule=\"evenodd\" d=\"M124 26V23L122 22V21H120L118 24H117V28H116V32H119V30L122 28ZM116 38V37H115ZM115 38H114V40H113V42H112V44H111V48H116V49H118L119 48V45L117 44V43H115L114 41H115ZM110 48V49H111ZM111 55V54H110ZM119 84H116L115 83V81L114 80H112L110 83H109V85H108V87H107V89H106V94L107 95H109V91L110 90H112V89H114V93L113 94H116L118 91H119V89L122 87V84H123V78L122 77H120L119 78Z\"/></svg>",
	"mask_w": 264,
	"mask_h": 264
}]
</instances>
